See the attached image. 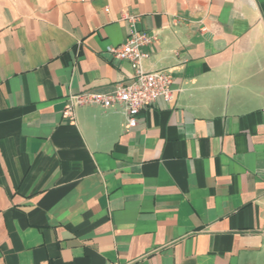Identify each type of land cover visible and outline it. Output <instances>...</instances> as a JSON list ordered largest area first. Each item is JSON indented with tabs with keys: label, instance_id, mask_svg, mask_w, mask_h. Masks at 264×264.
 Masks as SVG:
<instances>
[{
	"label": "crops",
	"instance_id": "0c3cea01",
	"mask_svg": "<svg viewBox=\"0 0 264 264\" xmlns=\"http://www.w3.org/2000/svg\"><path fill=\"white\" fill-rule=\"evenodd\" d=\"M126 12L173 100L65 120ZM0 264H264V0H0Z\"/></svg>",
	"mask_w": 264,
	"mask_h": 264
},
{
	"label": "built area",
	"instance_id": "2783aa9c",
	"mask_svg": "<svg viewBox=\"0 0 264 264\" xmlns=\"http://www.w3.org/2000/svg\"><path fill=\"white\" fill-rule=\"evenodd\" d=\"M122 18L130 26L128 37L122 44L108 46L106 52L116 60L129 61L134 70L133 75L130 79L119 82L109 92L84 90L71 94L69 103L62 112L65 120H75L76 108L79 106L97 104L109 108L118 104L123 108L128 128H134L143 109L159 99L166 102L173 100L175 91L171 74L163 70L147 71L143 67V60L149 56L143 47L153 44L156 34L140 30L137 15L126 12Z\"/></svg>",
	"mask_w": 264,
	"mask_h": 264
}]
</instances>
